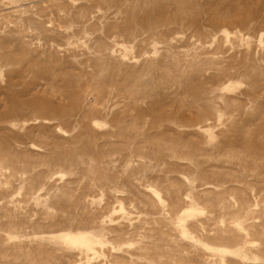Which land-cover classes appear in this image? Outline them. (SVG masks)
<instances>
[{"label": "rangeland", "instance_id": "1", "mask_svg": "<svg viewBox=\"0 0 264 264\" xmlns=\"http://www.w3.org/2000/svg\"><path fill=\"white\" fill-rule=\"evenodd\" d=\"M0 264H264V0H0Z\"/></svg>", "mask_w": 264, "mask_h": 264}]
</instances>
